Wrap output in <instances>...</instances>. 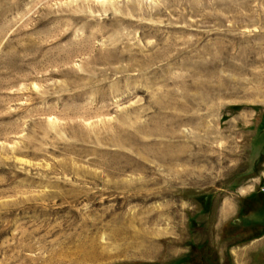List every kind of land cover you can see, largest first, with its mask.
<instances>
[{"label":"rangeland","instance_id":"1","mask_svg":"<svg viewBox=\"0 0 264 264\" xmlns=\"http://www.w3.org/2000/svg\"><path fill=\"white\" fill-rule=\"evenodd\" d=\"M0 264H264V0H0Z\"/></svg>","mask_w":264,"mask_h":264}]
</instances>
